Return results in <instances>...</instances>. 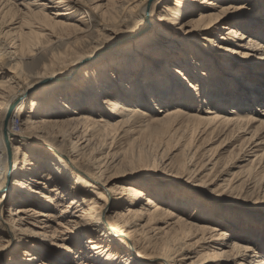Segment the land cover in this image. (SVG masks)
Wrapping results in <instances>:
<instances>
[{
  "label": "bare ground",
  "instance_id": "1",
  "mask_svg": "<svg viewBox=\"0 0 264 264\" xmlns=\"http://www.w3.org/2000/svg\"><path fill=\"white\" fill-rule=\"evenodd\" d=\"M11 9L24 15L7 26L12 34L20 31L23 47H37L56 27L68 30L80 47L71 61L40 73L53 70L44 84L32 73L13 75L16 86L0 79V264H69L73 256L77 264H264L251 245L230 243L222 225H207L214 219L197 224L196 213L188 215L192 221L178 217L167 208L175 206L167 190L131 180L110 188L106 181L109 170L122 165L121 157L106 152L112 139L141 128L149 116L146 103L156 93L168 96L166 86L177 82L174 89L194 107L202 88L217 90L227 80L220 77L229 57L251 65L264 80V0L0 3V14ZM17 47L14 42L5 51L0 43V77ZM181 49L186 56L176 53ZM206 65L213 71L189 81L191 71ZM241 73L231 67L228 80L244 82ZM159 78L168 83L160 86ZM252 86L249 92L264 95L262 85ZM214 95L217 105L225 104L224 96ZM210 102H203L202 113L183 106L159 112L163 119H181V127L206 126L204 139L241 136L243 148L255 155L249 165L259 161L264 169V109L224 115L206 107ZM127 171L132 173L129 168L121 177L130 178Z\"/></svg>",
  "mask_w": 264,
  "mask_h": 264
},
{
  "label": "rangeland",
  "instance_id": "2",
  "mask_svg": "<svg viewBox=\"0 0 264 264\" xmlns=\"http://www.w3.org/2000/svg\"><path fill=\"white\" fill-rule=\"evenodd\" d=\"M2 1L0 0V3ZM25 17L27 18L25 21L34 20L33 17ZM23 18L24 15L17 13L14 9L5 10L0 14V43L4 45L5 51L14 42L19 45L16 50H11V53H16V56L5 62V72L0 79L10 86H16L13 75L32 73L36 77V82L44 84L53 70L47 74L40 73L47 72L51 68L55 69L58 63L71 61L77 56L75 53L80 45L77 39L70 37L68 30L56 27L55 29L51 28L54 36H47L41 41L39 40L37 47H34L35 42H28V45L23 47L20 31L12 34V31H9L11 27H7L12 21H20ZM197 18L198 16H194L192 19L197 20ZM238 19L242 20V18ZM249 35L254 36L255 34L251 32ZM107 40H111V38ZM261 41L264 43V40L261 39ZM176 53L186 56L184 49ZM259 56L262 58V55ZM194 61L197 60L194 59ZM223 64L227 73L222 74L220 79L227 80L218 83L220 88L217 90H212L210 87L202 88L201 97L195 96L197 99L194 107L189 106L186 94L183 96V91H177L176 87L174 89V85H179L176 84L177 82L165 87L166 91H171L168 96H162L160 93L152 96L151 104L146 103L149 116L142 119L141 128L128 135L118 134L112 139L113 144L111 141L112 145L106 152L111 157L113 155L121 157L122 165L111 168L106 176V181L110 188H117L127 182L125 180H131L146 185L151 184L152 188L165 189L168 191L165 192L167 198H170L175 204L174 207L172 204H168L167 208L173 209L178 217L192 221L188 215L196 213L195 218H198L199 222H193L197 224H205L207 217L210 220L214 219L215 221L213 220L211 224L207 225L213 227L222 225L221 227L230 235V243L236 241L239 244L251 245L256 249L255 251L260 252L259 255L264 259V169L262 163L254 161L253 165H249V161L253 160L255 155H250L246 146L243 148L241 136L213 135L204 139L205 137H201V133L209 130L206 126L188 122L181 127L179 126L181 119H163L164 114L159 112L183 106L190 112L200 111L202 113L203 102L211 100L209 106L206 107L218 108L219 111H223L227 115H230L228 111L232 110L246 113V109L250 107L253 108L254 113L260 114L264 109V95L259 97L249 92L248 89L255 87L252 86L253 84L257 87L260 85L264 87L262 75H259L251 65L235 61L233 57L223 61ZM169 67L172 68V66ZM231 67L242 68L241 74L245 79L244 82L236 80L238 78L235 76H231L228 80ZM179 68L184 69V65H179ZM210 71L212 72L213 68L209 65L201 67L200 71L195 74L191 71L189 81H194L201 72L208 73ZM235 73L238 74V72ZM206 79L208 78H204L205 81ZM159 80L162 87H164V83H168L167 79L159 78ZM147 82L145 83L148 84ZM146 88L150 87L146 86ZM216 93L225 97L223 99L226 101L225 104L217 105L214 102L221 101L214 95ZM262 93L264 91L260 92L261 95ZM211 94L214 96L210 97ZM244 94H250V98L244 97ZM253 99L258 100L260 105L254 107L256 101ZM221 107L224 109L220 110ZM224 146L226 147L224 148ZM217 160L219 161L215 163ZM169 161H171V165L166 167ZM153 162H158L159 165L153 167ZM129 168L132 173L127 172L131 174V177L126 179L121 177ZM207 175L205 181L200 180ZM1 194L2 192H0V196ZM19 206L16 205L13 209ZM44 211L47 210L44 209ZM10 214V206H7L6 215ZM193 237L189 238L190 243L197 240L192 239ZM198 237L201 238V235ZM3 243L1 241L0 246ZM190 262L188 261V263ZM69 264H77L74 256Z\"/></svg>",
  "mask_w": 264,
  "mask_h": 264
}]
</instances>
